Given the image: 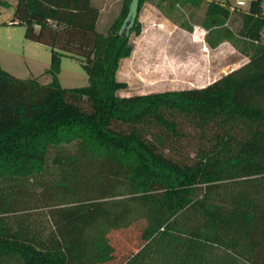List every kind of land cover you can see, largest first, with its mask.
Returning a JSON list of instances; mask_svg holds the SVG:
<instances>
[{"label":"trees","instance_id":"16d2710c","mask_svg":"<svg viewBox=\"0 0 264 264\" xmlns=\"http://www.w3.org/2000/svg\"><path fill=\"white\" fill-rule=\"evenodd\" d=\"M150 1L123 0L104 35L92 0H18L13 22L52 47V79L0 63V264H108L109 234L141 219L123 264H264L263 0L243 14L246 64L204 87L123 96L117 72ZM181 1L207 2L208 28L231 15ZM62 55L82 60L87 86H62ZM187 126L193 155L179 145Z\"/></svg>","mask_w":264,"mask_h":264},{"label":"rangeland","instance_id":"374dc122","mask_svg":"<svg viewBox=\"0 0 264 264\" xmlns=\"http://www.w3.org/2000/svg\"><path fill=\"white\" fill-rule=\"evenodd\" d=\"M93 1L100 10H103L97 27L102 34L106 35L120 14L123 0ZM151 1L145 4L140 14V20H143L142 33L137 35L132 32L130 35V42L136 49L135 56L120 62L119 77H125L129 81L128 89L120 91V95L129 96L204 87L201 85L207 86L206 83L211 80V77L209 79L207 77L210 74L211 65L224 66L222 70H219L222 76L240 65L243 66L248 61L240 53L245 55V52L251 48V42L239 33L243 14L250 9L253 0H244L246 2L244 6H238L239 0H212L229 5L231 11L230 18L224 26H213L212 28L206 26L207 2L196 7L186 5L181 0ZM3 2H8L10 6ZM17 2L18 0H0L1 67L18 78L35 77L41 83L47 84L52 79L47 71L51 66L53 49L48 44L28 39L26 25L13 22ZM232 6L237 8L232 9ZM199 25H204L206 31ZM182 28L191 29L198 33V37L201 33H205L207 36L205 50H210L211 42L220 41L221 43L228 40L227 46L220 49L219 53L216 51L215 54L210 55L207 52L204 56L202 54L204 47L190 46L186 44L185 37L177 35ZM228 30L233 33L229 38L227 37ZM158 49V55H156L155 52ZM217 76L218 74L215 78ZM59 78L64 88L82 87L89 84L88 74L83 67L82 60L68 55L61 57ZM185 131L194 137L191 140H189L190 137L181 139L179 145L184 152L193 155V144L198 142L195 139L198 134L190 126H187ZM67 148L69 151H75L73 145ZM30 183L33 190H40L35 187L37 186L35 182ZM145 224V220L141 219L129 227L114 230L109 234L110 241L115 247V259L108 264H123L128 256L141 247L142 229Z\"/></svg>","mask_w":264,"mask_h":264},{"label":"crops","instance_id":"0c3cea01","mask_svg":"<svg viewBox=\"0 0 264 264\" xmlns=\"http://www.w3.org/2000/svg\"><path fill=\"white\" fill-rule=\"evenodd\" d=\"M93 1V0H92ZM212 1V0H211ZM221 3V2H220ZM93 4L95 5V3H94V1H93ZM263 4H264V0H263ZM97 6V5H96ZM98 7V6H97ZM143 10V9H142ZM102 13H103V10H101V15H100V18H101V16H102ZM142 15H144V14H142ZM145 16V15H144ZM100 18H99V20H100ZM142 20V19H141ZM156 21V20H155ZM142 23H143V20L141 21ZM157 23H159V20H157ZM200 27H201V29H203L204 31H206L205 30V26L204 25H199ZM177 33V32H176ZM198 33H195V32H193V31H191V29L190 30H188V29H186V28H182L178 33H177V35H179V36H182V37H185V39H186V44H188V45H190V46H194V45H198V46H202V47H204V49L202 50L203 52H202V54L205 56L206 55V53L208 52V54H210V55H212V54H215L216 53V51L218 52L220 49H222L223 47H225V46H227V43H228V40H224L223 42H221L220 44H218V45H216L215 47L214 46H211V48H210V50L208 51V50H205L206 48H207V45L205 44V42H206V38H207V36L205 35V33H201V35L198 37V35H197ZM157 48H155V50H156ZM159 51V49L155 52V54L156 55H158V52ZM231 51H232V49H231ZM136 52V49L134 48V50H133V53H132V55L130 56V57H127V58H124V59H122L121 60V62H124V61H126V60H129V59H131V58H133L134 56H135V53ZM219 53V52H218ZM164 54V53H163ZM240 55H242V57L244 56L245 58H247L248 59V61H249V56H247V54H245V55H243L242 53H240ZM241 58V57H240ZM247 61V62H248ZM246 62V63H247ZM121 64H123V63H121ZM242 65H240L239 67H241ZM224 66H218V65H216V66H212L211 65V67H210V69H209V72H210V74L207 76L208 77V79L211 77V80H209L206 84H210V83H212V82H214L215 80H217L218 79V77H219V70L221 69L222 70V68H223ZM239 67H236V69L237 68H239ZM120 68H119V70H118V72H117V77L119 78V80H124V81H126V82H129L128 81V79L127 78H125V77H119L120 76ZM231 72V71H230ZM228 73V72H227ZM227 73H225V74H227ZM218 74V76H217V78H215V76ZM223 76V75H222ZM221 75H220V77H222ZM219 77V78H220ZM201 86H205V85H201ZM124 96V95H123Z\"/></svg>","mask_w":264,"mask_h":264},{"label":"built area","instance_id":"2783aa9c","mask_svg":"<svg viewBox=\"0 0 264 264\" xmlns=\"http://www.w3.org/2000/svg\"><path fill=\"white\" fill-rule=\"evenodd\" d=\"M237 4H238V6H244V5H246V2H245L244 0H239V1L237 2ZM235 8H237V7L232 6V9H235ZM253 42H254L255 44L264 43V32L262 33L261 38H259V39H255V40H253Z\"/></svg>","mask_w":264,"mask_h":264},{"label":"water","instance_id":"95a60500","mask_svg":"<svg viewBox=\"0 0 264 264\" xmlns=\"http://www.w3.org/2000/svg\"><path fill=\"white\" fill-rule=\"evenodd\" d=\"M130 24H131V20L129 19V20L127 21L126 26H125V29H124V34H125V35L127 34V31H128V28H129Z\"/></svg>","mask_w":264,"mask_h":264}]
</instances>
